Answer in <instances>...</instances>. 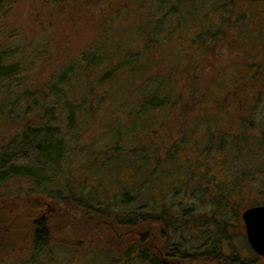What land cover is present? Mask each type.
I'll use <instances>...</instances> for the list:
<instances>
[{"label": "trees", "instance_id": "trees-1", "mask_svg": "<svg viewBox=\"0 0 264 264\" xmlns=\"http://www.w3.org/2000/svg\"><path fill=\"white\" fill-rule=\"evenodd\" d=\"M9 1L0 0V16ZM250 2L253 5H245L255 24L251 32L244 27L247 21L238 16L243 6L235 0L126 3L123 11H115V18L123 12L139 17L131 35L135 46L129 49L112 32L113 39L105 47L80 55L82 68L63 69L49 76L44 86L27 87L22 77L24 64L13 59L14 52L0 37V130L3 122H13L6 121V113L20 107L29 116L26 123L18 124L19 132L0 144V200L6 198L8 204V197L1 193L8 180L30 181L35 191L56 202L58 214L63 215L61 223L71 226L69 235L60 239L62 245L110 241L123 264H255L264 257L249 245L241 218L245 209L264 205V199H250L254 193L264 192L263 69L257 66L251 72L255 65L249 71L235 63L202 86L199 80L204 69L197 67L203 66L211 46L228 37L223 26L238 31L242 44L249 41L253 50L264 55L259 3ZM192 25L194 35L189 33ZM176 31L182 34L176 37L178 46L168 58L163 44ZM188 46L193 52L184 60L182 51ZM181 61L185 69L170 74ZM103 66L106 69L96 76V83H83V75ZM248 78L257 79L259 88H244L239 93L248 85ZM115 82L125 86L127 99H108ZM97 90L104 93L97 100L90 99ZM225 94L236 103L229 104ZM99 114L107 117L111 125L105 130L117 134L116 138L87 149L85 160L91 159L68 167V180L60 179L55 191L51 174L66 159L70 143L62 136V128L77 130ZM171 114L180 123L178 137L167 135V142H162L164 137L151 140L152 130L159 132V121ZM163 115L166 118L161 119ZM46 116L59 122L44 120ZM52 167L51 173L48 168ZM104 173L106 179L112 177L111 183H104ZM33 202L27 206L32 207ZM6 204L0 203L3 221L5 209L6 221L20 226V213L16 211V218ZM21 210L25 213L26 209ZM32 220L34 245L42 248L47 241L44 227L52 220H37L36 216ZM237 227L240 232L231 233ZM130 232H136L135 239H128ZM245 250L250 256H244ZM99 253L94 250L88 257L93 259ZM104 254L105 264H119L113 261L116 253Z\"/></svg>", "mask_w": 264, "mask_h": 264}, {"label": "rangeland", "instance_id": "rangeland-1", "mask_svg": "<svg viewBox=\"0 0 264 264\" xmlns=\"http://www.w3.org/2000/svg\"><path fill=\"white\" fill-rule=\"evenodd\" d=\"M235 1L240 6H243L242 12L238 16H240L242 22L247 21L244 25L245 29L247 32L253 31L255 24L251 17V12L248 11L245 5H253V3L250 0ZM253 1L259 3L256 7L257 13L261 15L260 19L264 22V0ZM134 2L133 0H11L5 5L3 10L5 14L0 16V37L9 45L11 51L14 52L13 59L24 64L25 71L22 73V77L25 79L27 87L29 85L44 86L49 76L63 69H68V67H74L76 70L82 68L83 65L80 63V55L92 49L98 50L102 46L105 47L113 39H111L112 32L116 35L118 41L125 42L129 49L133 48L135 46V39L131 35L134 25L139 22V17L131 12H123L120 18H115L117 16L115 11L119 8L123 11L126 3L130 5ZM210 5L207 4L208 7ZM235 18L236 16L233 14L232 21ZM193 26L195 25L189 28V33L192 35L196 33L193 30ZM223 30L227 32L228 37H225L226 39L223 38L216 46H211V51L206 53L208 54L207 58L203 59L205 60L202 64L203 66L197 65L198 68L204 69V77L202 76L199 80V84L202 86L211 83L218 75L225 74L234 67L235 63H239L245 69L250 65H255L251 69V72L256 71L257 66H260L264 73V55L258 49L256 51L253 50L249 41L242 44L238 36V31L224 26ZM179 31L172 34L173 37L169 38V43L163 44V51H166L167 57L178 46L179 41H176V37L182 34ZM229 39L235 40L236 42H232ZM188 48L189 46L182 51L183 54H186L184 55V60H187L186 56L193 52V49L187 50ZM189 58L191 57L189 56ZM184 63L181 61V63L174 66L170 70V74L172 70H175L177 74L183 71L185 69ZM104 69L106 67L103 66L91 70V73H86L81 77L83 83L88 84L90 81L96 83V76ZM169 69L170 67L165 69V71ZM256 80H250L248 78V85H245L241 89L242 91L238 90V92L241 94L244 93V88L247 91L259 88ZM122 84L124 85L126 82ZM119 86L121 87L118 88L119 97L115 98L116 88ZM119 86L115 82L113 90L108 96L109 100L119 99L121 96L127 99L129 94H127L125 86ZM103 93L101 90H97L93 95L94 98L90 99L97 100ZM123 94L125 95L123 96ZM224 96V99L229 104L236 103L235 99H232L229 94H225ZM6 115L8 116L5 117L8 119L6 121L13 122H9L8 125L6 122H3L4 127H1L2 131L0 130V144L7 143L10 137L21 129L18 124L22 125L29 119V116H26L20 107L17 111L11 114L6 113ZM173 116L174 114H171L167 117L166 121H159L162 123V126L158 129L159 132L152 130L150 134L151 140L154 141L157 137H164L162 142H167V135L178 137L180 123L173 119ZM37 117L40 116L37 115ZM53 117L49 118L46 116L44 120H48L49 118L53 122H59L57 118ZM164 117L166 118L165 115L160 118L163 119ZM177 117L179 118L180 114H177ZM30 119L35 121L33 116ZM107 124L111 125V123H108L107 117L104 118V115L99 114V116L97 115V117H92L91 120H87L84 125H80L77 130L72 131L66 126L62 128V136H67L70 139V143L67 146L66 159L56 165L55 175L51 174L54 182L51 183V187L55 191L60 186V179L62 182L68 180L66 172L68 167L85 163L91 159L85 160L84 153L87 152V149L101 147L103 143H108L110 140L116 138L117 134L105 130L109 128ZM96 166L95 171H97ZM90 168L92 167L88 168V176L92 174ZM53 170L54 167L48 168V171L51 173ZM72 171L73 169H71ZM106 172L110 173L108 169H106ZM105 174L104 183H111L112 177L107 175L108 178L106 179ZM1 193L5 197H8V204H6L5 198L0 200L1 205H9L11 211L12 209L14 210V216L20 213L21 224L19 226L7 222L6 219L9 215L5 209V223L2 214L0 215L2 222L0 223V264H105L106 256L104 252L116 253L113 255V261L123 264V261H119L122 258L118 256L117 247L110 241H107V244L105 242L103 245L98 244L99 242H92V244L85 243L82 246L81 244L68 245L69 247L62 245L61 242L63 240L60 239L69 235L71 226L69 227V225H63L61 223L63 215L58 214V207H56L58 205L56 202L35 191L30 181L23 178L10 179L2 185ZM250 199L252 201L264 199V192L254 193ZM33 200L32 207L27 206ZM21 209H26L24 210L25 213ZM16 211L18 212L16 213ZM26 211H30L29 214H26ZM22 214L23 216H21ZM33 216H36L37 220L50 218L53 221H51L49 227H44L47 241L45 245H42V248L41 246L34 245L33 238L36 227L32 224ZM16 218L18 217L16 216ZM67 227L69 228L67 229ZM73 227L74 225H72ZM240 230L241 228L237 227L231 233H239ZM136 236V232H130L127 237L133 240ZM128 239L125 241L127 242ZM240 246L244 247L242 242ZM94 250L100 253L95 258L89 259V257H92L89 254ZM244 256L248 257L250 253L245 250ZM263 263L264 257H260V259H256L255 261V264Z\"/></svg>", "mask_w": 264, "mask_h": 264}, {"label": "water", "instance_id": "water-1", "mask_svg": "<svg viewBox=\"0 0 264 264\" xmlns=\"http://www.w3.org/2000/svg\"><path fill=\"white\" fill-rule=\"evenodd\" d=\"M241 218L249 245L258 255L264 256V205L245 209Z\"/></svg>", "mask_w": 264, "mask_h": 264}]
</instances>
